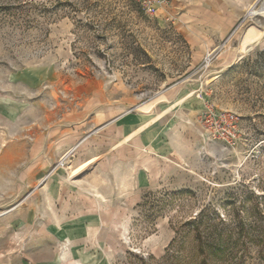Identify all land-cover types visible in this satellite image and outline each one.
Here are the masks:
<instances>
[{"label": "rangeland", "instance_id": "1", "mask_svg": "<svg viewBox=\"0 0 264 264\" xmlns=\"http://www.w3.org/2000/svg\"><path fill=\"white\" fill-rule=\"evenodd\" d=\"M254 1L167 0L149 16L137 0H0V264H264V0ZM229 13L248 17L227 62ZM98 85L158 117L180 105V116L165 121L163 165L136 174L135 190L97 178L95 199L108 204L95 200V220L80 221L77 199L91 190L69 184L72 161L52 158L51 209L41 194L26 199L19 171L30 138ZM67 185L68 218L36 236L34 214L55 213Z\"/></svg>", "mask_w": 264, "mask_h": 264}, {"label": "crops", "instance_id": "2", "mask_svg": "<svg viewBox=\"0 0 264 264\" xmlns=\"http://www.w3.org/2000/svg\"><path fill=\"white\" fill-rule=\"evenodd\" d=\"M241 3H244L243 0ZM230 14L221 26L223 36L221 48L229 47L228 43L235 34L233 30L248 17L246 13L241 16ZM201 18L208 20L207 17ZM219 47L207 52L216 53ZM198 52L193 58L198 56ZM221 56L230 62L233 58L230 47L229 52ZM165 92L166 102L169 103L166 107H170L181 93L177 85ZM134 102L135 98L129 94H117L111 88L106 89L98 85L82 92L78 97V105H64L58 119L42 133L30 138L28 163L19 171L21 183L28 188L26 199L33 196L40 199L41 194L43 204L51 209L53 198L48 191L49 180L56 169H60L59 166L52 168L53 156L61 159L67 155L64 163L72 161V165L78 169L77 183H69L70 185L80 187L79 189L83 191L86 185H90L91 192L85 191L77 199L80 209L79 217L76 219L80 221L95 220V200L96 205L108 204L109 197L104 194H100L101 200L95 199L97 178L107 183L111 179L117 182L123 179L125 186L122 189H138L140 183L136 181L135 175L148 172L150 166H161L164 160L168 159L169 154L165 153L163 144L165 121L169 120L170 114L180 116L178 113L180 105L158 117L164 110L150 112L149 109L144 110L134 105ZM170 130L165 129L166 132ZM121 175L127 176L121 178ZM120 187L121 185H117L116 190L122 191ZM67 189H61L58 198H54L57 201L56 206L60 207H56L55 213L34 214L36 236H46L42 229L53 230L55 228L53 222L62 223L68 218L64 206L67 205L66 199L70 200L68 191L72 188L67 185ZM55 234L63 236L61 229L58 234L55 231Z\"/></svg>", "mask_w": 264, "mask_h": 264}, {"label": "built area", "instance_id": "3", "mask_svg": "<svg viewBox=\"0 0 264 264\" xmlns=\"http://www.w3.org/2000/svg\"><path fill=\"white\" fill-rule=\"evenodd\" d=\"M140 4L142 11L149 16H153L157 13L159 7L167 2V0H137ZM214 57L213 51L207 52L204 61H210ZM67 155L60 159L59 165H64Z\"/></svg>", "mask_w": 264, "mask_h": 264}, {"label": "bare ground", "instance_id": "4", "mask_svg": "<svg viewBox=\"0 0 264 264\" xmlns=\"http://www.w3.org/2000/svg\"><path fill=\"white\" fill-rule=\"evenodd\" d=\"M254 4H252L251 6H249L248 7V10H247V13L249 14V15H251V14H254Z\"/></svg>", "mask_w": 264, "mask_h": 264}, {"label": "trees", "instance_id": "5", "mask_svg": "<svg viewBox=\"0 0 264 264\" xmlns=\"http://www.w3.org/2000/svg\"><path fill=\"white\" fill-rule=\"evenodd\" d=\"M194 231L197 233L198 236H200V228H199L198 224L195 227Z\"/></svg>", "mask_w": 264, "mask_h": 264}]
</instances>
